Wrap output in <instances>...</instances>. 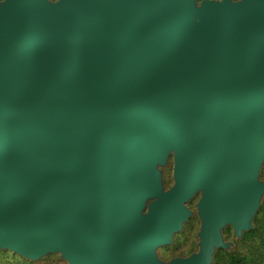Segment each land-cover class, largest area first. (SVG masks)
Instances as JSON below:
<instances>
[{"label":"water","instance_id":"95a60500","mask_svg":"<svg viewBox=\"0 0 264 264\" xmlns=\"http://www.w3.org/2000/svg\"><path fill=\"white\" fill-rule=\"evenodd\" d=\"M263 158L264 0H0L1 247L209 264ZM196 191L199 248L163 261Z\"/></svg>","mask_w":264,"mask_h":264},{"label":"trees","instance_id":"16d2710c","mask_svg":"<svg viewBox=\"0 0 264 264\" xmlns=\"http://www.w3.org/2000/svg\"><path fill=\"white\" fill-rule=\"evenodd\" d=\"M250 221L251 225L242 229L239 235L235 234L233 226L230 223L225 224L221 228L223 239L228 244L226 246L219 245L214 247L209 264H264V192ZM230 238L232 240H229ZM174 250L173 256L175 257L187 256L194 252L190 248L184 250L179 246H175ZM7 252L11 251L7 248H0V256L7 257ZM50 252L56 251H47L41 255ZM10 256L16 258L19 264H33L32 260L21 258L14 251L11 252ZM56 261H60V264H71L66 259L62 260L59 258Z\"/></svg>","mask_w":264,"mask_h":264},{"label":"rangeland","instance_id":"374dc122","mask_svg":"<svg viewBox=\"0 0 264 264\" xmlns=\"http://www.w3.org/2000/svg\"><path fill=\"white\" fill-rule=\"evenodd\" d=\"M55 1V0H49ZM195 4L199 5L200 1L195 0ZM157 169L160 173L162 188L166 189L173 184V159L172 154H169L166 161L164 163H158ZM258 180L264 182V158L260 164L258 170ZM264 192V191H263ZM262 192V194H263ZM262 194L259 200L262 197ZM200 197V191H196L186 202L185 204L190 209V215L183 221L182 226L179 230H176L171 235V240L168 243H162L157 245L154 248V253L157 257H159L163 261H167L175 256L174 255V247L179 246L181 249L190 248L191 251H197L199 248V235L198 231L201 225V218L199 215V208L196 206L198 199ZM150 198L148 199V201ZM229 240H232L231 238ZM0 248H4L1 247ZM11 252L14 251L10 248ZM11 252H7V257L0 256V264H19L16 258L10 256ZM21 258H27L28 260H32L33 264H60V261H56L57 259L65 260L60 251L46 253L45 255H40L37 258L28 257L22 255L16 251ZM187 253V252H186ZM5 255V254H3ZM46 257V258H45ZM48 258V260H46ZM19 261V260H18ZM50 261V262H47ZM17 262V263H16Z\"/></svg>","mask_w":264,"mask_h":264}]
</instances>
